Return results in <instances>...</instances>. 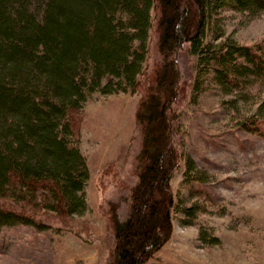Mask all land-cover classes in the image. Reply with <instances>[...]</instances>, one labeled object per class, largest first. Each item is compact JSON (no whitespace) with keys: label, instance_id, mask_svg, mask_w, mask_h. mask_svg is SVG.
I'll return each mask as SVG.
<instances>
[{"label":"trees","instance_id":"16d2710c","mask_svg":"<svg viewBox=\"0 0 264 264\" xmlns=\"http://www.w3.org/2000/svg\"><path fill=\"white\" fill-rule=\"evenodd\" d=\"M224 9L251 18L264 0H0V230L60 228L86 210L84 104L94 92L129 91L139 95L136 180L125 218L113 203L106 211L114 244L105 264L150 259L171 233L170 180L182 159L175 53L186 44L195 56L193 100L210 79L234 95L226 102L235 110L264 84V39L224 36ZM152 35L160 58L149 67ZM240 124L264 137V97Z\"/></svg>","mask_w":264,"mask_h":264},{"label":"rangeland","instance_id":"374dc122","mask_svg":"<svg viewBox=\"0 0 264 264\" xmlns=\"http://www.w3.org/2000/svg\"><path fill=\"white\" fill-rule=\"evenodd\" d=\"M218 17L224 36L243 44L264 39V11L247 18L224 9ZM153 35L149 67L160 58ZM175 59L182 89L174 106V143L182 159L170 180L172 229L144 264H264V137L240 124L264 97V84L254 83L249 99L238 100L235 110L226 102L234 95L222 93L210 79L193 100L195 56L183 44ZM138 97L129 91L90 95L80 123V150L89 173L86 210L60 228L3 226L0 264L107 262L114 235L106 211L113 203L125 218L136 180Z\"/></svg>","mask_w":264,"mask_h":264}]
</instances>
